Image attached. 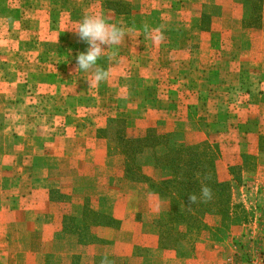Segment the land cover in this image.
Instances as JSON below:
<instances>
[{
    "label": "crops",
    "instance_id": "0c3cea01",
    "mask_svg": "<svg viewBox=\"0 0 264 264\" xmlns=\"http://www.w3.org/2000/svg\"><path fill=\"white\" fill-rule=\"evenodd\" d=\"M93 13L136 29L105 46L98 64L109 75L94 88L70 56L72 47L86 51L71 30ZM242 18L226 0H0V264L103 254L62 245L55 225L65 215L51 191L85 183L90 166L110 169L106 129L118 125L127 137L155 138L152 159L188 145L218 184L239 171L264 190V18L260 30ZM145 22L161 29L163 43L143 32ZM236 89L240 104L229 96ZM200 249L195 264L221 263L211 243Z\"/></svg>",
    "mask_w": 264,
    "mask_h": 264
},
{
    "label": "rangeland",
    "instance_id": "374dc122",
    "mask_svg": "<svg viewBox=\"0 0 264 264\" xmlns=\"http://www.w3.org/2000/svg\"><path fill=\"white\" fill-rule=\"evenodd\" d=\"M234 5L242 9L244 28L261 29L264 0H226V6ZM76 52L70 48L73 60ZM19 90L25 93L22 86ZM229 96L240 104L245 94L236 89ZM106 130L107 156L114 159L103 162L111 168L90 166L85 183L75 178L74 190L51 191L56 214L65 215L55 225L65 240L62 245L71 252L102 247L103 254L49 256L44 264H100L105 255L114 264H195L205 256L200 247L206 243L220 252V264H264V190H254L249 177L235 172L229 190L211 188V200L187 210L188 195L199 196L201 184L208 185L206 178L190 174L194 165L205 163L191 165L196 162L187 151L191 146L155 160L152 150L159 145L149 135L127 137L122 125ZM146 168L160 175H146ZM64 176L56 173L57 185L66 187Z\"/></svg>",
    "mask_w": 264,
    "mask_h": 264
},
{
    "label": "clouds",
    "instance_id": "9594fccd",
    "mask_svg": "<svg viewBox=\"0 0 264 264\" xmlns=\"http://www.w3.org/2000/svg\"><path fill=\"white\" fill-rule=\"evenodd\" d=\"M143 32L153 41L160 45L165 40V36L159 27H150L146 22L142 25ZM73 31L79 40L88 45L85 52H80L76 56V71L81 70L91 74V80H87L89 86H99L101 82L107 80L109 73L98 64V60L104 55L106 48L119 45L131 32L136 31L135 26L128 27L123 21L110 23L103 14L93 13L83 16L76 22ZM106 46V48H105ZM213 191L207 184H201L199 196L195 193L188 195L187 210L198 202H207L212 199ZM100 264H114L105 255Z\"/></svg>",
    "mask_w": 264,
    "mask_h": 264
},
{
    "label": "trees",
    "instance_id": "16d2710c",
    "mask_svg": "<svg viewBox=\"0 0 264 264\" xmlns=\"http://www.w3.org/2000/svg\"><path fill=\"white\" fill-rule=\"evenodd\" d=\"M151 139H153L155 141V138H151ZM155 143H156V141H155ZM187 151H190L188 154L192 153V154H190V159L196 161V162H193L191 164L193 166L194 164H196L200 160L199 157H201L202 155H200L198 152H194L192 148L191 149H187ZM207 166H208V164H207L206 161H205V163H203V165L198 163V164L193 166L190 174H192V176H194V177L201 176V177L206 178V182L208 183V186H210L212 189L217 188V186L218 187H226V189H227V185L218 184L217 182L214 181V179L212 177L205 176V175L202 174L205 171ZM200 168H202V169L199 172ZM198 173H201V174H198ZM227 190H229V189H227ZM227 209H229V207Z\"/></svg>",
    "mask_w": 264,
    "mask_h": 264
}]
</instances>
